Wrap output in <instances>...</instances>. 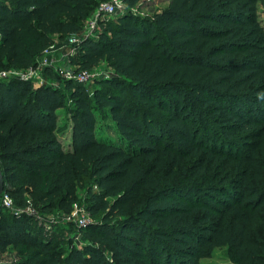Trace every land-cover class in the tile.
<instances>
[{
  "label": "trees",
  "instance_id": "obj_1",
  "mask_svg": "<svg viewBox=\"0 0 264 264\" xmlns=\"http://www.w3.org/2000/svg\"><path fill=\"white\" fill-rule=\"evenodd\" d=\"M140 1L77 47L79 70L108 72L92 97L51 67L39 86L0 80L4 193L36 212L15 215L0 196V255L16 253L4 264H200L217 249L264 264V0H169L150 16ZM93 4L0 0V71L79 34ZM85 187L91 222L67 223L79 242L64 248L33 223L71 213Z\"/></svg>",
  "mask_w": 264,
  "mask_h": 264
},
{
  "label": "rangeland",
  "instance_id": "obj_2",
  "mask_svg": "<svg viewBox=\"0 0 264 264\" xmlns=\"http://www.w3.org/2000/svg\"><path fill=\"white\" fill-rule=\"evenodd\" d=\"M117 1L119 4L117 13L122 14L125 13L126 10L128 9L127 4L125 3V0H94V4L92 6V10L90 13V16L86 20L83 30L81 31L80 34L85 33L88 28L91 25V22L97 18H103V19H113L115 20L117 17L116 16H102L99 14V7L102 3L104 2H114ZM169 4V0H143L138 3V6H136L133 10L136 14L142 15V16H150L154 12L162 11L165 9ZM258 15L259 19L264 25V5H260L259 10H258ZM100 20V19H99ZM99 28V27H98ZM67 45V37L60 39L59 37H55V41L53 44V51L55 53V59H56V64L55 67L59 70L61 69H66V70H79L78 66L72 64V58H69L67 55L63 57V54H68L69 49L66 47ZM76 54V52H75ZM105 65H101L98 68H94L93 72L100 73L104 71ZM43 76V81L46 80L44 75ZM66 80V79H65ZM87 86V92L89 93L90 97L93 95V91L95 88V84L93 82L85 84ZM68 98V95L66 94V100ZM67 107L69 108L72 106V101L67 100L66 102ZM59 122H60V139L64 145L65 148H68L71 139H70V133H71V120H70V113L67 109H62L59 110ZM110 124L109 119L105 118H100L99 121V133H103V135H108L111 138H115V132L113 129H110ZM88 198V193H87V187L82 188L78 190L77 192V200L76 204L74 205L75 209H80L85 207V203ZM55 215V214H54ZM58 215L56 213V216L51 218L50 222H44L43 220H36L33 224L35 226H40L42 224L43 227V232L47 233L48 235H52L53 239L55 241H58L64 248H68L70 244V240L73 239L75 243H78L79 241L75 237V234L73 233H68L66 231L67 222L63 220V216ZM44 224V225H43ZM16 253L10 249L7 250V252L2 255V256H9V258H12L15 256ZM200 264H233L227 257L225 249H217L212 257L210 258H203L200 260Z\"/></svg>",
  "mask_w": 264,
  "mask_h": 264
},
{
  "label": "built area",
  "instance_id": "obj_3",
  "mask_svg": "<svg viewBox=\"0 0 264 264\" xmlns=\"http://www.w3.org/2000/svg\"><path fill=\"white\" fill-rule=\"evenodd\" d=\"M118 7L119 4L117 1L104 2L99 7V14L101 15V17L104 15L114 16L117 13ZM99 19L102 18L93 20L90 27L85 33L80 34V32L79 34H73L68 37L66 47L69 49V52L68 54H65V56L67 55L69 58H72L75 55L77 47L81 44V41L88 37L94 36L95 31L98 29ZM52 49V46L46 49L43 54L36 60L35 65L27 70L12 69L0 71V80L19 79L25 82H32L33 85H42L46 83V80L43 81L42 75H44V70L47 67H51L55 72L64 77L66 80H72L82 84H88L93 82V80H96L97 78L108 76V72L106 71V69L96 74L93 72V70H59L55 67V53ZM1 196L2 206L12 211L15 215H20L22 213L36 215L35 210L31 207H28L24 210L18 209L7 193H3ZM63 220L67 223L75 224L78 228H84L91 222L90 216L88 215L85 207L80 209L74 208L71 213L65 214L63 216ZM4 262V257L0 255V264H4Z\"/></svg>",
  "mask_w": 264,
  "mask_h": 264
},
{
  "label": "water",
  "instance_id": "obj_4",
  "mask_svg": "<svg viewBox=\"0 0 264 264\" xmlns=\"http://www.w3.org/2000/svg\"><path fill=\"white\" fill-rule=\"evenodd\" d=\"M4 193V180H3V175L2 171L0 168V196Z\"/></svg>",
  "mask_w": 264,
  "mask_h": 264
},
{
  "label": "crops",
  "instance_id": "obj_5",
  "mask_svg": "<svg viewBox=\"0 0 264 264\" xmlns=\"http://www.w3.org/2000/svg\"><path fill=\"white\" fill-rule=\"evenodd\" d=\"M63 57H65V54H63ZM55 62H56V59H55ZM35 86H39V85H35Z\"/></svg>",
  "mask_w": 264,
  "mask_h": 264
}]
</instances>
